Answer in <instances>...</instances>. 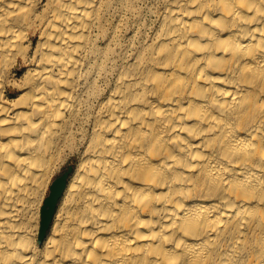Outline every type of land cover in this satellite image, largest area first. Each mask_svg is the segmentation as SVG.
<instances>
[{"label":"bare ground","instance_id":"bare-ground-1","mask_svg":"<svg viewBox=\"0 0 264 264\" xmlns=\"http://www.w3.org/2000/svg\"><path fill=\"white\" fill-rule=\"evenodd\" d=\"M0 264H264V0H0Z\"/></svg>","mask_w":264,"mask_h":264},{"label":"rangeland","instance_id":"rangeland-1","mask_svg":"<svg viewBox=\"0 0 264 264\" xmlns=\"http://www.w3.org/2000/svg\"><path fill=\"white\" fill-rule=\"evenodd\" d=\"M16 73L17 74L21 73V70H19L18 67H17ZM76 163H77L76 157H74L73 159H70L69 161L64 163L62 166H60V168L56 172H54V174L52 175V177L48 183V187L46 188L44 198H43L44 200L45 199L47 200V198H50V196L52 194V189H51L52 185L57 184V188H59V189H58V194H57L54 202L52 203L51 208H50V206H45L43 201H42L40 209L44 208V210L46 212V220H45V224H44L40 238H43L48 233V231L52 225L53 216H54L55 211L58 207V204H59V201L61 199L63 190L66 186V183H67L73 169L76 166Z\"/></svg>","mask_w":264,"mask_h":264},{"label":"water","instance_id":"water-1","mask_svg":"<svg viewBox=\"0 0 264 264\" xmlns=\"http://www.w3.org/2000/svg\"><path fill=\"white\" fill-rule=\"evenodd\" d=\"M52 189V194L50 196V198H47V200H45L44 205L45 206H50V208L52 207V203L54 202L57 194H58V189L57 188V184H54L51 186ZM45 220H46V212L44 210V208H42V226L44 227L45 224Z\"/></svg>","mask_w":264,"mask_h":264}]
</instances>
